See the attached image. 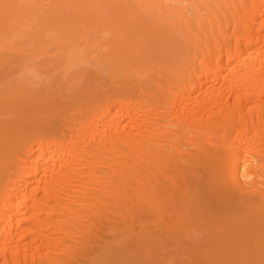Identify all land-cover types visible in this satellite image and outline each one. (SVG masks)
<instances>
[{
	"label": "bare ground",
	"instance_id": "bare-ground-1",
	"mask_svg": "<svg viewBox=\"0 0 264 264\" xmlns=\"http://www.w3.org/2000/svg\"><path fill=\"white\" fill-rule=\"evenodd\" d=\"M204 205L264 264V0H0V264L177 252Z\"/></svg>",
	"mask_w": 264,
	"mask_h": 264
},
{
	"label": "rangeland",
	"instance_id": "rangeland-1",
	"mask_svg": "<svg viewBox=\"0 0 264 264\" xmlns=\"http://www.w3.org/2000/svg\"><path fill=\"white\" fill-rule=\"evenodd\" d=\"M10 71L11 68L8 72ZM39 97L33 112L43 120V123L58 124L67 118L70 108H66L67 111L62 108L63 101L58 102L59 100L55 97L43 95ZM226 216V210L204 205L200 212L197 210L191 216L190 227L197 234L194 244L183 248L182 245L177 252L168 247H151L147 257L142 254L145 251L132 249L127 252L128 254L125 252L122 257L117 255L101 264H237L239 259L232 251L238 250L239 255L245 258L249 245L243 241H237L241 238L232 235L229 231L230 235L225 233V229H222V219Z\"/></svg>",
	"mask_w": 264,
	"mask_h": 264
}]
</instances>
